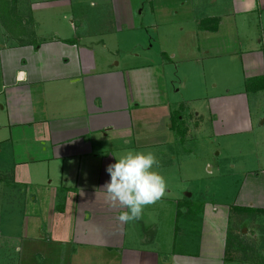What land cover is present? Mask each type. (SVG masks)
Wrapping results in <instances>:
<instances>
[{"label": "crops", "instance_id": "crops-1", "mask_svg": "<svg viewBox=\"0 0 264 264\" xmlns=\"http://www.w3.org/2000/svg\"><path fill=\"white\" fill-rule=\"evenodd\" d=\"M60 1L56 0L55 3H66ZM99 1L114 7L111 10L114 26L95 37L116 39L117 33H124V28L134 31L147 27L158 31L167 26L172 29L165 34L170 50L159 45L155 56L160 58L159 65H165L168 61L164 55L169 52L170 61L177 64L176 69L182 63L209 65L216 63L224 54H233V44L227 39L233 38L232 33L244 39L242 46L249 47L247 39L252 36H246L245 22L253 14H259L260 32L264 33V0H227L225 6L219 0H213L209 2L214 6L210 13H200L199 5H194L191 0H133L131 4L129 0ZM69 2L72 3V0ZM20 3L19 0H0L2 9L10 14L18 11L16 5ZM146 5L150 11L147 16L150 17L144 23L142 17ZM12 19L15 20V16ZM174 21L179 23V36L173 32L171 23ZM70 23L72 31L76 32L74 20ZM87 35L80 36L78 40L63 39L56 32L55 38L44 41L37 51L32 52L35 47L30 42L18 43L3 34L5 42L0 46V94L6 100L8 120L6 124H0V128L9 126L11 130L10 135L0 137V145L8 146L11 154L8 157L0 156V194L6 200L15 198L20 201L17 219L16 215L7 214L11 225L15 222L20 225V234L6 235L8 240L12 238L17 241L12 245V254L16 256L13 258L6 252L4 255L8 258L0 261V264H161L159 254L154 251L124 250L125 222H120L117 217L127 209L112 206L103 190L110 180L106 168L115 161L109 152L96 149L94 133H105V138L109 137L117 144L129 135L131 129L135 139L138 138L137 142L143 145H148V142L162 143L157 138L164 127L175 131L172 125H167L171 104L165 99L164 103L159 101L161 94L164 93L166 97L169 78L164 73L160 74L155 66L126 71L102 70L104 67L95 61L94 51L78 45ZM113 38L104 45V50L110 54L121 47ZM260 43L258 40L257 44ZM250 57L246 64L247 73L251 74L249 78L261 77L264 74V52L252 49ZM97 67L101 71L93 73ZM75 86L76 90L73 89ZM62 96L73 99L68 105L78 110L76 114L68 115L69 107L59 106ZM230 99L233 98H212L209 101V110L214 117V132L217 135L237 133L240 128L236 112L240 106L246 119L245 127L253 131L247 95ZM179 106L182 108V105ZM179 118L181 126L185 128L183 117ZM20 126L29 128L34 140L45 147L40 156H34V160H29L30 156L16 163L9 144L13 143L15 130H20ZM2 153L3 149L0 148V155ZM262 154V157H257L262 168L247 172L233 208L222 212L219 219L211 218L210 225L202 218L199 236L201 249L197 256L199 264H223L224 261L236 259L239 248L234 235L231 234L234 245H231L229 253L226 248L230 235L227 226L232 212L251 215L243 210H259L260 213L252 214L263 217L264 151ZM5 175L11 184L7 182L2 185L6 180L1 177ZM16 189H20L22 194L15 197ZM177 207L180 208L178 203ZM3 214L0 211V223ZM224 214L226 225L223 224ZM181 258H184L181 262L186 260V257Z\"/></svg>", "mask_w": 264, "mask_h": 264}, {"label": "rangeland", "instance_id": "rangeland-1", "mask_svg": "<svg viewBox=\"0 0 264 264\" xmlns=\"http://www.w3.org/2000/svg\"><path fill=\"white\" fill-rule=\"evenodd\" d=\"M55 1L19 0L21 3L16 5L18 11L13 14L3 10L0 5V46L5 42L3 34H7L10 39L14 38L18 43L19 41L30 42L35 47L32 52L37 51L36 49L44 41L55 38L56 32L63 39L76 40L88 34L87 38L81 42L78 41V45L87 46L94 51L95 61L104 67L102 70L126 71L142 66H155L160 74L164 73V76H168V86L166 84L168 92L166 97L164 93L161 94L159 101L164 103L167 100L168 104H171L168 127L173 124L174 114L183 117L186 131L184 139L181 141L175 131L165 127L157 138L162 143L148 142V145L137 142L138 138L135 139L131 129H129V135L117 144L113 143L109 137L105 138V133L96 132L94 133L96 149L109 152L114 161L128 151L152 152L159 162L155 170L163 176L167 184L165 194L155 203L145 206L139 219L125 222L126 233L122 241L124 250L154 251L159 254L161 264H199L197 256L201 249L199 236L202 218L204 217L206 224L210 225L211 218L219 219L222 212H228L229 208H233L236 195L247 172L262 168L257 162V157H262L264 151V90L256 94L246 89V82L251 80L249 78L251 74L247 73L246 68V64L251 60L250 52L252 49L260 53L264 52V33L260 32L261 22L257 20L259 14H253L248 22H245L247 26L245 30L248 33L246 36L250 34L252 36L247 39L249 47L242 46L244 39L232 33L233 38L227 39H230V44H233V54H224L216 60V63H209V65L182 63L176 69L177 64L170 61L169 52L164 55L165 60L168 61L165 65H159L160 58L155 56L159 45H164L170 50L165 34L172 31L171 28L165 26L158 31L147 27L134 31L124 28V33H117L116 39L97 38L95 37L97 34L114 26V16L111 12L114 7L110 3L104 5L99 0H72L71 3L69 2L71 0H61L60 2L66 3L57 5ZM132 1L129 0V4ZM212 1L191 0L194 5H199L200 13H208L210 9L212 11L214 9V6L210 4ZM219 1L226 5L227 0ZM204 3L205 6H203ZM258 8L261 7L258 6ZM149 12V6L146 5L142 17L144 23L147 17H150L147 16ZM12 16H15V20ZM136 18H138L137 15ZM72 20L77 28L76 32L71 29ZM262 22L264 23V20ZM171 24L173 32L177 35L180 29L179 23L174 21ZM239 33L242 34L241 31ZM112 38L121 47L110 54L104 50V45H107ZM258 40L261 42L260 45L257 44ZM152 45L153 47L150 48ZM100 71L101 69L97 67L93 73ZM184 83L185 88H183ZM73 89L76 90V86ZM241 94L247 95L253 131H248L245 127L246 119L240 106L236 112L239 131L228 135H217L213 130L214 117L209 110L210 99L226 97L234 99ZM78 100L82 102L80 98ZM5 102L4 95L0 94V124H6L8 120ZM71 102H73L72 98L62 96L59 103V106L66 109L69 107L68 115L78 112L73 106L68 105ZM179 105H182V108ZM47 106L50 108L49 103ZM58 110L61 111L59 108ZM19 129L15 130L13 143L9 144L14 153L12 158L16 163L27 160L26 158L30 156L32 157L29 160H34V156H40L43 153L45 146L34 140L29 128L20 126ZM10 130L9 126L0 128V137L10 135ZM108 135L111 136L112 133L109 132ZM0 148L3 149L0 156L8 157L11 154L8 146L1 144ZM1 178L6 180L2 185L7 182L11 184L7 175ZM1 189L0 187V192ZM10 189L13 187L8 190ZM16 194H22L20 189L14 192L15 197ZM186 194H190V197H186ZM14 199L6 200L0 194V211L4 213L0 223V261L8 258L4 255L6 252L13 258L16 256L12 254L14 251L12 245L17 241L6 238L7 234H20V225L17 222L11 225L7 220V214L11 216L13 214L14 217L16 215L15 219L19 215L18 202L20 201ZM177 203L180 206L179 209ZM11 205L14 206L11 208ZM229 218L231 219L228 221L227 233L237 238L236 245L239 253H236L235 260L224 261L223 264H264V224L262 222L264 215L261 217L232 212ZM226 220V214H224L223 224L225 225ZM232 244L234 245V242ZM181 257H186V260L181 262L184 259ZM203 258L205 259V256Z\"/></svg>", "mask_w": 264, "mask_h": 264}, {"label": "clouds", "instance_id": "clouds-1", "mask_svg": "<svg viewBox=\"0 0 264 264\" xmlns=\"http://www.w3.org/2000/svg\"><path fill=\"white\" fill-rule=\"evenodd\" d=\"M106 168L110 180L103 186L106 200L112 206L127 209L117 219L130 222L139 219L144 207L164 194L167 184L155 169L159 162L152 152L128 151Z\"/></svg>", "mask_w": 264, "mask_h": 264}, {"label": "trees", "instance_id": "trees-1", "mask_svg": "<svg viewBox=\"0 0 264 264\" xmlns=\"http://www.w3.org/2000/svg\"><path fill=\"white\" fill-rule=\"evenodd\" d=\"M246 89H248V91H253V92H258V91H262L264 90V74L261 76V77H256V78H253L251 80H248L246 82ZM180 118H179V115L178 114H174L173 115V118H172V129H174L176 132H177V135L180 137L181 140L184 139V135L186 133L185 131V128L181 126V123H180ZM190 205V203H189ZM189 205L188 208H189ZM235 211V209H234ZM244 213H249V214H252V213H257L260 211L259 210H251V209H244L243 210ZM232 235H228V238H227V245H226V248L228 250V253L231 249V245H232Z\"/></svg>", "mask_w": 264, "mask_h": 264}, {"label": "water", "instance_id": "water-1", "mask_svg": "<svg viewBox=\"0 0 264 264\" xmlns=\"http://www.w3.org/2000/svg\"><path fill=\"white\" fill-rule=\"evenodd\" d=\"M187 196H190V194H187Z\"/></svg>", "mask_w": 264, "mask_h": 264}]
</instances>
